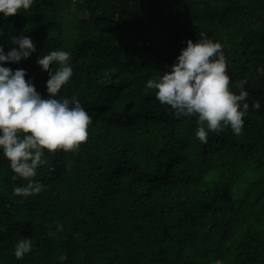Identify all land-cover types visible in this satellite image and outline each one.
I'll return each instance as SVG.
<instances>
[{"label": "trees", "instance_id": "obj_1", "mask_svg": "<svg viewBox=\"0 0 264 264\" xmlns=\"http://www.w3.org/2000/svg\"><path fill=\"white\" fill-rule=\"evenodd\" d=\"M0 31L5 52L13 35L31 37L36 51L3 66L25 69L42 97L38 57L69 51L58 95L92 117L78 149L45 150L39 194L14 195L27 181L0 155V264H264V0H35ZM202 36L223 45L230 89L244 81L260 102L239 135L225 127L206 143L196 117L177 118L146 88ZM21 238L33 250L17 260Z\"/></svg>", "mask_w": 264, "mask_h": 264}, {"label": "clouds", "instance_id": "obj_2", "mask_svg": "<svg viewBox=\"0 0 264 264\" xmlns=\"http://www.w3.org/2000/svg\"><path fill=\"white\" fill-rule=\"evenodd\" d=\"M34 3L35 0H0V18L30 12ZM10 42L13 47L7 52L0 44V155L9 162L13 179L27 181L15 186L13 194L29 197L44 190L45 186L34 177L46 163L45 150L53 153L58 149H78L88 139L92 117L78 99L58 95L73 76L69 51L56 49L38 57L37 64L48 75L47 96L42 97L32 80L25 79V69L3 66L19 63L36 51L31 37L13 35ZM185 43L169 70L148 79L146 88L155 90L156 99L169 106L177 118L196 117L195 136L200 142L206 143L210 132L219 133L225 127L239 135L250 107L259 109L260 102H247L249 93L244 81L236 82L238 93L230 89L229 62L219 41L202 36ZM50 65L54 66L52 70ZM32 250L31 239L21 238L13 255L21 260Z\"/></svg>", "mask_w": 264, "mask_h": 264}, {"label": "rangeland", "instance_id": "obj_3", "mask_svg": "<svg viewBox=\"0 0 264 264\" xmlns=\"http://www.w3.org/2000/svg\"><path fill=\"white\" fill-rule=\"evenodd\" d=\"M71 11H73V9ZM71 18V15L68 14L67 18L64 17L62 20V23L64 25V37L67 45L70 43V37L75 31V27L72 24Z\"/></svg>", "mask_w": 264, "mask_h": 264}, {"label": "built area", "instance_id": "obj_4", "mask_svg": "<svg viewBox=\"0 0 264 264\" xmlns=\"http://www.w3.org/2000/svg\"><path fill=\"white\" fill-rule=\"evenodd\" d=\"M73 1L77 2V0H73Z\"/></svg>", "mask_w": 264, "mask_h": 264}]
</instances>
